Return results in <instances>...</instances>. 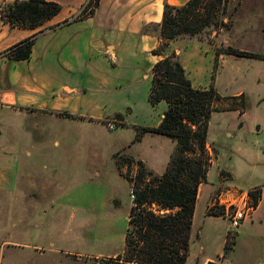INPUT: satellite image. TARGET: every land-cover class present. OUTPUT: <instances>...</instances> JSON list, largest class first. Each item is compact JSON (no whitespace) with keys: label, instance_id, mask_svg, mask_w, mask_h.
<instances>
[{"label":"crops","instance_id":"obj_1","mask_svg":"<svg viewBox=\"0 0 264 264\" xmlns=\"http://www.w3.org/2000/svg\"><path fill=\"white\" fill-rule=\"evenodd\" d=\"M54 1L62 4V11L38 28L12 27L0 18V193L16 192L17 206H25L27 201H31L30 205L34 207L56 204L55 198L47 197L45 202H39L38 198L28 194L40 188L46 190L52 187L56 190L59 187L57 180L50 178L43 186L39 183L41 174L37 160L57 158V152L52 151L53 145L67 151L80 142L97 144L100 139H91L95 136L94 132L107 127L109 123L119 122L116 127L132 128L136 132L132 144L139 145L148 139L152 149L155 139L151 135L161 134L143 132L140 140L134 142L138 128L159 126L168 103L163 100L153 105L149 100L152 68L164 55L153 53L161 39L153 34H143L142 29L147 24L162 21L165 2L184 5L188 0H100L94 15L65 25L60 24L77 14L87 0ZM257 4V11H251L242 21L239 49L264 54V0H259ZM35 33H38V37L32 45L29 59L13 60L5 55L11 46ZM170 49L180 55L194 86L211 85L216 59V50L212 45L198 38H178L170 41ZM230 56L248 60L242 61L241 75L244 80H256V85L264 80V58L224 54L220 67ZM205 61L210 66L208 85L198 80V73ZM240 96L244 97V94L230 98ZM243 103V106L242 102L236 106L242 114L245 113V100ZM230 108L228 105L225 110ZM65 113L75 117L66 116ZM258 128H261L260 124ZM85 133L89 134L87 137L90 136V141L84 138ZM117 137L123 139L122 134ZM210 144L208 141L211 151ZM92 150L99 151V147ZM133 156L142 159L154 172H164L157 170L159 162L152 161L146 152L141 150ZM217 159L218 156L212 159L206 181L199 187L196 206L206 187L209 190L206 213L208 204L226 183L241 190L261 189L257 211L237 230L234 248L226 256V264H238L236 253L241 244L248 250L246 260L242 259L241 264L248 263L256 252L260 255L250 264H264V186L256 184L245 188L239 183L226 181L221 176L222 170L230 175V180H234V177L225 168L218 169L219 180L218 177L216 179L219 182L215 184L210 177ZM195 218L196 215L193 218L191 239L193 232L204 234L203 227L197 228ZM217 218L222 217L208 214V219ZM228 231L229 224L221 233L223 250ZM20 238L24 240L25 237ZM18 239L0 243V250L11 242L23 247L24 241ZM74 253L37 246L30 255L33 262L26 264H72L70 255ZM193 258L197 260L196 264H208L215 260L210 255L203 259L190 254L186 264H191ZM24 260L23 255L21 259L18 258L17 264H25Z\"/></svg>","mask_w":264,"mask_h":264},{"label":"rangeland","instance_id":"obj_2","mask_svg":"<svg viewBox=\"0 0 264 264\" xmlns=\"http://www.w3.org/2000/svg\"><path fill=\"white\" fill-rule=\"evenodd\" d=\"M258 1L231 0L227 11L228 17L225 19L227 22L230 21L231 27L205 33L202 40L212 45L215 50L231 45L241 48L242 21L251 11H257ZM223 55L224 53L219 57L220 62ZM244 60L248 61L242 57L230 56L217 72L215 87L224 98L218 102L219 110L215 111L210 119L208 141L211 143V151L208 145L207 148L211 156L210 166L212 159L215 160L218 156L216 164L212 167L211 180L217 184L218 169L225 168L232 172L234 180H230V175L222 170L221 176L224 180L239 183L247 188L256 184L264 186V99L262 100L264 80L258 85L255 84L256 80L255 82L244 80L241 75ZM209 70V63L205 61L200 70L201 74L198 73L199 83L204 85L210 83ZM240 94H244V97L230 98ZM243 100L244 114L237 108L225 110L228 105L232 106ZM114 123L116 126L119 125V122ZM258 124L261 125L260 129ZM94 133L95 136L91 139H100L97 144L80 142L72 150L67 151L53 145L52 151L57 152V158L37 160L41 174L40 180L37 178L40 185L43 186L50 178L57 180L59 187L56 190L52 187L46 190L40 188L28 194L30 197L38 198L39 202H45L47 197L55 198L54 206L34 207L30 205L31 201H27L25 206H17L16 192L0 193V243L8 239L17 240V237L19 241L25 243L23 247H17V244L11 242L1 248L0 263L17 264L18 258L21 259L23 255L25 264L33 262L30 255L37 246H40L75 252L70 255L72 264H131L119 260L118 255L124 251L128 216L134 204L131 197L133 183L129 179L138 173L139 162H143L133 155L142 150L146 155H150L152 161L159 162L157 170L165 171L175 143L166 136L151 135L156 141L152 149L148 139L134 145L131 142L136 135L134 129L118 127L110 129L109 125L98 128ZM119 134H122L121 141L117 137ZM88 135L85 133L84 138L90 141ZM138 140L140 138L134 142ZM97 146L99 151L92 150ZM144 166L147 170L153 171L145 163ZM239 190L247 191L237 189L231 183L220 187L208 204L206 213L209 191L206 187L194 213L197 228L203 227L204 234L193 232L189 255L203 259L210 255L214 261L228 263L220 239L229 221L222 215V208L212 205L223 191H228L226 193L232 196ZM153 209L158 212L156 205ZM211 210H219L221 213L218 216L222 218L208 219ZM8 235L11 238H8ZM21 236L25 237L24 240L20 238ZM232 237L235 240V237ZM99 252L103 254H98ZM247 252L245 245L241 244L236 253L238 264L243 263L242 259L246 260ZM259 255L260 253L256 252L249 262L244 264L255 262ZM196 262L197 260L193 258L191 264Z\"/></svg>","mask_w":264,"mask_h":264},{"label":"trees","instance_id":"obj_3","mask_svg":"<svg viewBox=\"0 0 264 264\" xmlns=\"http://www.w3.org/2000/svg\"><path fill=\"white\" fill-rule=\"evenodd\" d=\"M230 1L188 0L184 5L165 2L162 21L147 24L142 29L143 34H153L161 39L153 53L164 55L153 65L149 100L153 105L165 100L168 108L159 126L138 128L136 139L143 132H150L164 135L176 145L162 174L147 170L140 161L138 173L129 179L133 183L134 204L128 216L124 251L118 255V259L125 263H187L198 191L211 163L207 148L209 123L212 114L219 110L218 102L223 99L214 85L220 67L219 57L224 53L264 58V54L233 46L216 48L211 85L196 87L187 75L180 55L170 49V41L187 37L202 40L205 33L230 28V21H225ZM99 5L100 0H90L83 5L86 6L83 12L79 11L60 25L94 15ZM62 8V4L54 0L2 1L0 18L12 27L34 29L53 19ZM37 37L38 33H35L18 42L5 55L13 60L29 59ZM237 105H232L230 109ZM65 115L75 117L68 113ZM250 193L259 201L261 189ZM154 205L158 207V212L153 209ZM220 213L219 210L209 212L210 215ZM230 237L225 244L226 256L235 244ZM208 264L221 263L210 261Z\"/></svg>","mask_w":264,"mask_h":264},{"label":"built area","instance_id":"obj_4","mask_svg":"<svg viewBox=\"0 0 264 264\" xmlns=\"http://www.w3.org/2000/svg\"><path fill=\"white\" fill-rule=\"evenodd\" d=\"M83 6L80 13L84 11ZM109 128L116 127L114 123H109ZM230 192V190H228ZM228 191H223L214 200V205L222 208L223 216L229 221L228 235L235 236L240 226L247 220L253 217L258 208V201L254 199L250 191H240L237 194L230 196ZM131 197L134 199V194Z\"/></svg>","mask_w":264,"mask_h":264}]
</instances>
